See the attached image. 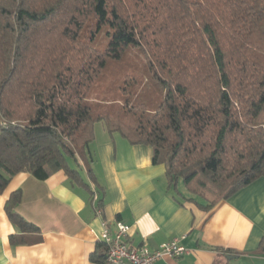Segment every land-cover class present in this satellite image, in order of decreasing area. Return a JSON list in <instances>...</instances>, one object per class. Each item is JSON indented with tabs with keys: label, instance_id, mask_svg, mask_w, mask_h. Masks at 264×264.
<instances>
[{
	"label": "trees",
	"instance_id": "1",
	"mask_svg": "<svg viewBox=\"0 0 264 264\" xmlns=\"http://www.w3.org/2000/svg\"><path fill=\"white\" fill-rule=\"evenodd\" d=\"M96 123L151 146L201 209L264 177V0H0V193L62 170L102 207L82 155ZM20 198L7 218L39 231Z\"/></svg>",
	"mask_w": 264,
	"mask_h": 264
},
{
	"label": "crops",
	"instance_id": "2",
	"mask_svg": "<svg viewBox=\"0 0 264 264\" xmlns=\"http://www.w3.org/2000/svg\"><path fill=\"white\" fill-rule=\"evenodd\" d=\"M97 124L82 155L103 190L101 216L92 209L89 191L72 184L62 170L44 181L19 172L0 193V264H97L91 253L100 243L103 220L110 229L115 221L127 223L132 246L154 249L178 238L187 249L180 257L151 264L264 262V253L257 250L264 234V177L201 209L197 202L203 201L182 184L178 194L167 188L165 168L152 162L151 146L132 145L119 132ZM18 189L21 198L15 210L39 231L21 233L7 218L5 202ZM11 235H21L24 241L11 244Z\"/></svg>",
	"mask_w": 264,
	"mask_h": 264
},
{
	"label": "built area",
	"instance_id": "3",
	"mask_svg": "<svg viewBox=\"0 0 264 264\" xmlns=\"http://www.w3.org/2000/svg\"><path fill=\"white\" fill-rule=\"evenodd\" d=\"M97 193L91 197L92 209L96 216H101L102 208L97 205ZM130 226L122 221H115L114 228L102 221V230L98 234V241L106 249L104 264H151L166 257H180L187 249L178 238L161 243L154 249L146 245L132 246L128 242Z\"/></svg>",
	"mask_w": 264,
	"mask_h": 264
},
{
	"label": "rangeland",
	"instance_id": "4",
	"mask_svg": "<svg viewBox=\"0 0 264 264\" xmlns=\"http://www.w3.org/2000/svg\"><path fill=\"white\" fill-rule=\"evenodd\" d=\"M185 1H188V2H200V1H202V0H185ZM99 42H104V40H99ZM102 46V45H101ZM130 54H134V53H130ZM98 126H101L102 125V123H98L97 124ZM182 186V185H181ZM183 187V186H182ZM188 193V192H187ZM188 194H190V193H188ZM191 195V194H190ZM260 264H264V262L262 261Z\"/></svg>",
	"mask_w": 264,
	"mask_h": 264
}]
</instances>
